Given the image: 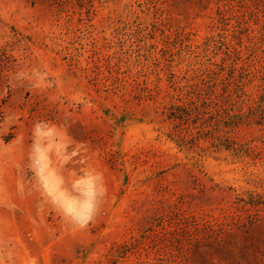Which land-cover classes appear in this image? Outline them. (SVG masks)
<instances>
[{
	"label": "rangeland",
	"instance_id": "374dc122",
	"mask_svg": "<svg viewBox=\"0 0 264 264\" xmlns=\"http://www.w3.org/2000/svg\"><path fill=\"white\" fill-rule=\"evenodd\" d=\"M233 48L264 0H0V264H264V129L198 96Z\"/></svg>",
	"mask_w": 264,
	"mask_h": 264
},
{
	"label": "trees",
	"instance_id": "16d2710c",
	"mask_svg": "<svg viewBox=\"0 0 264 264\" xmlns=\"http://www.w3.org/2000/svg\"><path fill=\"white\" fill-rule=\"evenodd\" d=\"M222 53L218 61L209 62L201 70L198 96H201L203 101L219 86L221 91L217 94L216 100H218V103L220 102L219 97H221V100H228V106L226 107L231 108H225L227 112L223 116L226 121L229 120L227 125L230 128L253 121V123L264 129V67L261 70H255L249 68L244 61L237 64L236 61L241 59V56L236 48H233L232 52L226 49ZM253 80L257 81L252 85V88H255L257 92H251L247 88ZM246 99L252 100L247 112H232L234 105L240 104ZM180 110V106L175 105L168 117L180 118L178 116Z\"/></svg>",
	"mask_w": 264,
	"mask_h": 264
}]
</instances>
